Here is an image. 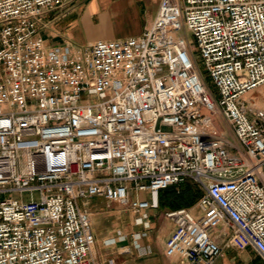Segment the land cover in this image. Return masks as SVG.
I'll use <instances>...</instances> for the list:
<instances>
[{
    "label": "built area",
    "instance_id": "1",
    "mask_svg": "<svg viewBox=\"0 0 264 264\" xmlns=\"http://www.w3.org/2000/svg\"><path fill=\"white\" fill-rule=\"evenodd\" d=\"M72 1L0 0V264H94L92 200L148 228L187 182L167 257L264 262V0H160L138 38L49 47L42 20Z\"/></svg>",
    "mask_w": 264,
    "mask_h": 264
},
{
    "label": "crops",
    "instance_id": "2",
    "mask_svg": "<svg viewBox=\"0 0 264 264\" xmlns=\"http://www.w3.org/2000/svg\"><path fill=\"white\" fill-rule=\"evenodd\" d=\"M159 5L160 0H73L70 6L44 16L40 34L49 47L67 43L87 47L98 40H130L140 37L153 24ZM94 200L100 204L104 201ZM158 210L148 211V228L136 225L135 217L132 232L118 226L107 212L93 213L94 264H180L177 258L165 254V241L174 226L166 217L162 224L153 222ZM118 232L125 240L118 238ZM137 235L140 239L136 241Z\"/></svg>",
    "mask_w": 264,
    "mask_h": 264
},
{
    "label": "rangeland",
    "instance_id": "3",
    "mask_svg": "<svg viewBox=\"0 0 264 264\" xmlns=\"http://www.w3.org/2000/svg\"><path fill=\"white\" fill-rule=\"evenodd\" d=\"M189 38L192 39V37L189 35ZM197 55V53H196ZM197 67L200 72L205 77V81L208 83L210 89L212 90L214 96L218 99L219 95L216 91V88L212 86V83L210 81V78L207 76V72L205 70V67L200 59H197ZM250 99L249 96L245 97V100L248 101ZM253 99L256 100L261 107H264V86H261L256 92L253 94ZM215 123L217 127L228 134V138L236 142L235 137L230 132L229 126L227 123L221 118V116H216ZM180 192L183 194L180 195ZM180 192L177 193L176 187H170L167 192L162 193L161 195V206L158 210V215L153 217V222L162 224L163 220L165 219V215L168 211H171L172 209L177 208H187L191 206L193 203H197L198 199L201 196V191L199 190L198 186L193 184L192 182H187L185 185L180 187ZM188 192H192L193 194H199L197 200L193 203L189 202L185 195ZM14 198H19L18 195H13ZM166 204V205H164ZM194 204V205H195ZM89 206V212L90 213H97L100 211L107 212L109 216L114 219V222L121 226L125 231L132 232L135 227L132 226L133 220L135 219V216L130 212H125L123 209L120 208V206H116L114 204L108 203L106 201H103V204H100V202L92 200L90 202ZM194 213L196 215H199L198 209L194 210ZM264 264L263 260L257 256V254L252 251L251 249H247L246 251L237 253L232 250H226L224 257L219 258L217 261V264Z\"/></svg>",
    "mask_w": 264,
    "mask_h": 264
},
{
    "label": "trees",
    "instance_id": "4",
    "mask_svg": "<svg viewBox=\"0 0 264 264\" xmlns=\"http://www.w3.org/2000/svg\"><path fill=\"white\" fill-rule=\"evenodd\" d=\"M165 192H167V190H165L164 193H165ZM181 194H183V193L180 192V195H181ZM161 195H162V193H160V195H159V200H160V202H161ZM198 196H199V194H193L192 192H188V193L185 195V197L187 198V200H188L189 202H191V203L195 202V201L197 200ZM194 204H195V203H193L191 206H189V207H187V208H190V207L194 206ZM164 205H166V204H164ZM180 208H182V207H180ZM177 209H178V208H177ZM259 264H260V263H259Z\"/></svg>",
    "mask_w": 264,
    "mask_h": 264
}]
</instances>
